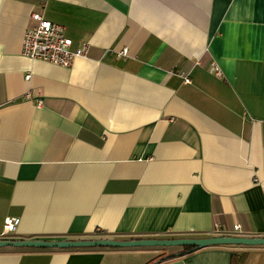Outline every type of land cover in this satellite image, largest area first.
<instances>
[{
	"label": "crops",
	"instance_id": "crops-1",
	"mask_svg": "<svg viewBox=\"0 0 264 264\" xmlns=\"http://www.w3.org/2000/svg\"><path fill=\"white\" fill-rule=\"evenodd\" d=\"M39 11L87 55L27 58ZM8 216L15 240L263 237L264 0H0V238ZM182 251L7 246L0 264H264V245Z\"/></svg>",
	"mask_w": 264,
	"mask_h": 264
},
{
	"label": "built area",
	"instance_id": "built-area-1",
	"mask_svg": "<svg viewBox=\"0 0 264 264\" xmlns=\"http://www.w3.org/2000/svg\"><path fill=\"white\" fill-rule=\"evenodd\" d=\"M34 24L28 26L23 39V54L27 58L48 61L55 65L71 66L75 59L85 57L88 53L89 45L83 44L81 47L73 49V41L66 34L63 24L47 19L42 13L31 14ZM216 74H221L217 64H213ZM30 74L26 78H30ZM185 80L190 81L186 76ZM29 95V94H28ZM38 103H42L41 100ZM21 219L19 217L8 216L4 220V232L2 237L17 231ZM235 229H240V225H235Z\"/></svg>",
	"mask_w": 264,
	"mask_h": 264
},
{
	"label": "water",
	"instance_id": "water-1",
	"mask_svg": "<svg viewBox=\"0 0 264 264\" xmlns=\"http://www.w3.org/2000/svg\"><path fill=\"white\" fill-rule=\"evenodd\" d=\"M264 245V236L218 235L210 237L182 238H140L120 240L115 238L46 240V239H7L0 238V247L35 248H80V247H171L193 246L209 247L214 245Z\"/></svg>",
	"mask_w": 264,
	"mask_h": 264
},
{
	"label": "trees",
	"instance_id": "trees-1",
	"mask_svg": "<svg viewBox=\"0 0 264 264\" xmlns=\"http://www.w3.org/2000/svg\"><path fill=\"white\" fill-rule=\"evenodd\" d=\"M133 239H140V238H133ZM197 249H200V247H193V246H184L183 247V251L180 252V254L178 255H186V254H190L192 253L193 251L197 250ZM176 254H172L170 255L168 258H172V257H175V256H178Z\"/></svg>",
	"mask_w": 264,
	"mask_h": 264
}]
</instances>
